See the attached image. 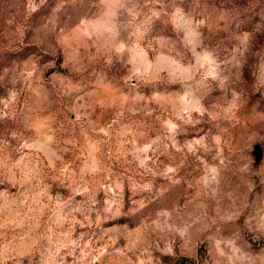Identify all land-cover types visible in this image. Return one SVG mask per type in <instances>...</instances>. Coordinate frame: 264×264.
I'll use <instances>...</instances> for the list:
<instances>
[{
    "label": "rangeland",
    "instance_id": "1",
    "mask_svg": "<svg viewBox=\"0 0 264 264\" xmlns=\"http://www.w3.org/2000/svg\"><path fill=\"white\" fill-rule=\"evenodd\" d=\"M0 264H264V0H0Z\"/></svg>",
    "mask_w": 264,
    "mask_h": 264
}]
</instances>
